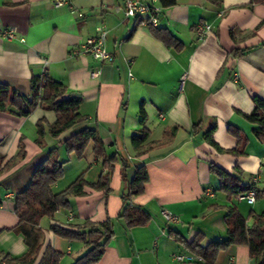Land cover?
<instances>
[{"label":"crops","instance_id":"obj_1","mask_svg":"<svg viewBox=\"0 0 264 264\" xmlns=\"http://www.w3.org/2000/svg\"><path fill=\"white\" fill-rule=\"evenodd\" d=\"M140 1L160 6L156 28L177 38L180 50L167 48L140 19L125 17L124 0H71L83 12L81 17L67 6H54L53 0H0V83L29 98L32 76L46 75L81 97L79 112L86 118L56 139L46 133L39 144L36 123L41 118L54 123L53 111L37 106L28 116L0 112V264L29 248L24 234L15 231L19 219L14 197L52 146L63 161V175L52 185L53 192L81 174L88 182L108 175L110 191L86 185L52 219L41 217L33 264L46 263L52 253L60 254L59 264H73L87 247L54 234L50 225L85 220H109L113 229L95 264H196L201 259L184 242L197 235L203 246L225 239L229 208L245 218L250 211H264L262 199L250 205L229 198L210 171L211 164L228 173L238 167L244 184L256 175L264 179V140L254 133L258 126L242 115L253 109L254 96L264 100V5H250V0H177L173 5ZM100 25L107 29L105 47L112 60L74 53ZM202 25L211 30L200 31ZM9 28L15 31L11 39L2 34ZM235 50L245 51L238 55ZM228 126L247 137L241 156L221 153L209 141L233 149L237 140ZM84 127L96 131L106 157L115 156L111 170L94 155L92 142L81 157L66 153L65 138ZM142 129L147 136L135 147L132 139ZM141 164L148 181L134 195L129 186ZM127 206L143 210L149 221L128 227L120 217ZM163 209L176 221H167ZM216 263L255 264L246 245L221 251Z\"/></svg>","mask_w":264,"mask_h":264},{"label":"trees","instance_id":"obj_2","mask_svg":"<svg viewBox=\"0 0 264 264\" xmlns=\"http://www.w3.org/2000/svg\"><path fill=\"white\" fill-rule=\"evenodd\" d=\"M163 5H173L177 0H160ZM264 5V0H250L252 4ZM264 24V21H261ZM152 35L160 40L167 48L180 50L182 43L177 40L170 32L165 29L156 28L148 25ZM264 45V43H262ZM245 50H235L234 53L241 55ZM31 95L29 98L19 95L8 85L0 83V112H8L16 116H28L37 106L44 110L53 111L56 121L49 124L44 118L37 121L38 143H43V136L47 133L56 139L62 133L70 129L74 124L83 121L84 115L80 114L79 108L82 103L81 97L73 92H67L66 86L46 75H35L31 78ZM67 94V97L63 95ZM254 107L250 113H242L243 117L258 128L254 131L259 140H264V100L258 96L252 98ZM228 132L237 140L233 149H223L218 146L213 139L209 138L210 143L218 151L229 153L233 156L244 154V147L247 137L233 126H228ZM139 137L134 136L132 143L135 147L141 145L147 136L144 129L141 130ZM93 143V153L96 157H102V165L111 170L115 156L106 157L105 148L102 140L96 131L84 127L63 141L66 153H73L76 157H81L87 149L88 144ZM20 155L23 151L20 149ZM3 157L0 156V163ZM63 161L57 158L56 147L48 149L46 158L35 168L30 181L22 192L16 193L14 197V212L19 219L15 231L24 234L25 242L29 246L27 252L19 258L7 260L5 264H33L36 254L40 248L38 225L41 217L53 218L54 213L59 208L69 206V197L83 193L84 186L92 189L102 190L105 193L110 191L109 176H100L96 182H88L81 175L72 181L65 189L53 192L52 185L63 175ZM210 171L214 172L219 178V189L226 193L229 198L238 197L243 192H247L253 183L244 184L239 179L240 169L234 168L232 173L225 172L214 164L210 165ZM144 165H137L134 176L130 182V190L134 195H139L144 191L148 181ZM256 186V199L264 200V179H260ZM120 217L126 220L127 226L143 225L149 221V216L140 208L127 206L124 208ZM248 219L251 220L247 224ZM227 236L220 241H213L207 245H201V235H197L191 242H184L186 248L202 262L196 264H217L218 254L232 245H246L250 258L255 264H264V211L255 213L250 211L248 216L243 217L238 209L229 208L226 215ZM51 231L69 241H81L87 250L78 256L73 264H95L104 251L105 246L113 235L112 225L109 220L104 223H94L85 220L81 224H68L61 226L53 223L50 225ZM60 254L52 253L48 261L44 264H59ZM43 264V263H40Z\"/></svg>","mask_w":264,"mask_h":264},{"label":"built area","instance_id":"obj_3","mask_svg":"<svg viewBox=\"0 0 264 264\" xmlns=\"http://www.w3.org/2000/svg\"><path fill=\"white\" fill-rule=\"evenodd\" d=\"M53 4L56 7L67 6L70 12L75 13L78 17L83 16V12L78 10L71 2V0H53ZM161 8L155 4H145L140 0H124L123 12L125 17L138 18L141 22L151 25L153 27L158 26V17L160 15ZM200 31L211 30L210 25H202L199 28ZM2 34L7 38L11 39L14 37L15 31L13 28L7 30H2ZM107 29L104 25L96 26V34L90 36L80 42L77 48L74 50V53L79 55H89L93 59L98 61H110L112 60L111 54L106 50L105 41H106ZM203 34V32H201ZM202 36V35H201ZM92 77H97V72H92ZM253 184L249 190L241 195H238V199L245 200L248 204L255 202L256 196V186L259 185L260 177L258 175L251 181ZM162 215L167 221H176V216L168 212L167 210H162ZM176 259L183 260L185 256L176 255ZM190 259V258H187Z\"/></svg>","mask_w":264,"mask_h":264}]
</instances>
